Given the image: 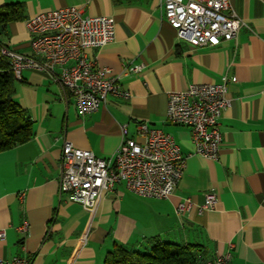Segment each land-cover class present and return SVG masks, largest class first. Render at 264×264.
<instances>
[{
	"label": "crops",
	"instance_id": "obj_1",
	"mask_svg": "<svg viewBox=\"0 0 264 264\" xmlns=\"http://www.w3.org/2000/svg\"><path fill=\"white\" fill-rule=\"evenodd\" d=\"M247 26L232 41L194 47L165 19L162 0H0L24 7L3 43L31 54L27 20L48 11L79 7L84 16H108L115 40L99 50L98 67L110 68L130 99L109 96L82 117L74 97L41 73L26 70L15 101L34 122L29 142L0 153V261L31 264H102L117 245L141 250L159 243L199 245L206 260L231 255V264H264V0H230ZM143 64L141 73L127 67ZM227 75L231 106L220 124L217 161L195 153L193 131L167 119L172 92L193 83H221ZM234 79V80H233ZM169 134L186 157L184 175L169 199H148L118 183L96 209L59 194L61 157L67 143L112 157L138 126ZM215 193L214 209L198 206ZM190 200L193 206L178 212ZM28 222L29 229L18 228Z\"/></svg>",
	"mask_w": 264,
	"mask_h": 264
},
{
	"label": "built area",
	"instance_id": "obj_2",
	"mask_svg": "<svg viewBox=\"0 0 264 264\" xmlns=\"http://www.w3.org/2000/svg\"><path fill=\"white\" fill-rule=\"evenodd\" d=\"M166 21L178 37L194 47H216L223 41L235 40L247 26L233 10L230 0H162ZM31 35V54H24L4 45L0 55L6 58L15 78L22 81L26 70L41 73L59 84L75 99L79 114L84 117L98 111L109 96L130 99L118 77L110 68L98 67L90 50H99L115 40V23L108 16H84L79 7H68L40 13L27 20ZM143 64L127 67L139 74ZM234 80V79H233ZM225 75L221 83H193L185 91L169 94L167 119L193 131L195 153L217 161L223 143L220 120L231 106L229 84ZM137 137L127 138L108 159L97 157L90 150L67 143L61 157L60 196H67L85 208L94 210L115 186L124 182L127 191L148 199H169L179 186L186 167V157L175 140L147 122L138 126ZM215 193L206 196L198 206L203 214L215 208ZM193 206L190 200L179 206L183 212ZM29 229L28 222L18 228ZM6 236L0 230V238ZM0 264H31L26 258L1 260ZM206 264H231V255L218 256Z\"/></svg>",
	"mask_w": 264,
	"mask_h": 264
},
{
	"label": "trees",
	"instance_id": "obj_3",
	"mask_svg": "<svg viewBox=\"0 0 264 264\" xmlns=\"http://www.w3.org/2000/svg\"><path fill=\"white\" fill-rule=\"evenodd\" d=\"M23 20L22 5L0 6V48L9 36V25ZM16 82L9 61L0 55V153L25 144L35 136L34 122L27 110L14 100ZM212 260H206L199 245L157 242L141 250L117 245L103 264H206Z\"/></svg>",
	"mask_w": 264,
	"mask_h": 264
},
{
	"label": "rangeland",
	"instance_id": "obj_4",
	"mask_svg": "<svg viewBox=\"0 0 264 264\" xmlns=\"http://www.w3.org/2000/svg\"><path fill=\"white\" fill-rule=\"evenodd\" d=\"M20 84H21V82L17 80V82H16V95H17V91H19V93L22 92V94H23V90L21 89V87H19ZM15 98H16V97L14 96V99H15ZM189 244H190V245H194L193 243H191V241H189ZM101 264H102V262H101Z\"/></svg>",
	"mask_w": 264,
	"mask_h": 264
}]
</instances>
